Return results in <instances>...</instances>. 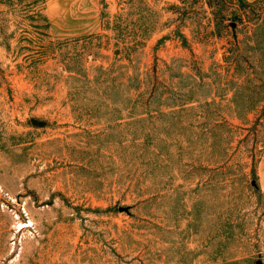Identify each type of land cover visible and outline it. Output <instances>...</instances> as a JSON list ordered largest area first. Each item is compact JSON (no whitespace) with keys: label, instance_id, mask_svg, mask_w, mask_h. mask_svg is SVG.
I'll return each instance as SVG.
<instances>
[{"label":"rangeland","instance_id":"rangeland-1","mask_svg":"<svg viewBox=\"0 0 264 264\" xmlns=\"http://www.w3.org/2000/svg\"><path fill=\"white\" fill-rule=\"evenodd\" d=\"M0 264H264V0H0Z\"/></svg>","mask_w":264,"mask_h":264}]
</instances>
